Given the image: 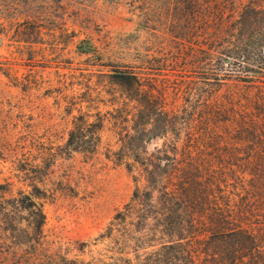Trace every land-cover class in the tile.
<instances>
[{"label": "trees", "instance_id": "trees-1", "mask_svg": "<svg viewBox=\"0 0 264 264\" xmlns=\"http://www.w3.org/2000/svg\"><path fill=\"white\" fill-rule=\"evenodd\" d=\"M169 1L146 13L157 45L173 36L171 54L114 64L104 89L84 71L59 79L81 89L62 148L0 88V264H264V5ZM170 56L175 75L158 76ZM0 71L22 82L1 61ZM107 126V156L131 173L133 192L82 243H102L90 259L51 252L44 199L59 149L95 154Z\"/></svg>", "mask_w": 264, "mask_h": 264}, {"label": "rangeland", "instance_id": "rangeland-1", "mask_svg": "<svg viewBox=\"0 0 264 264\" xmlns=\"http://www.w3.org/2000/svg\"><path fill=\"white\" fill-rule=\"evenodd\" d=\"M259 3L264 5V0ZM169 6V0H0V61L22 81H11L0 71V88L11 96L15 113L35 122L41 138L54 149L62 148L70 128L67 121L79 113L68 100L81 89L78 84L65 87L59 79L84 71L92 73L95 88L104 89L114 64L135 62L157 48L171 54L173 36L167 33L157 45L146 13L147 7ZM172 61L170 56L169 65L155 69L157 75L174 76ZM179 72L192 75L188 67ZM99 107L108 109L103 102ZM108 127L95 154L59 149L44 199L43 233L51 252L90 259L102 243L85 248L82 243L97 237L133 192L131 173L107 156L114 142Z\"/></svg>", "mask_w": 264, "mask_h": 264}]
</instances>
